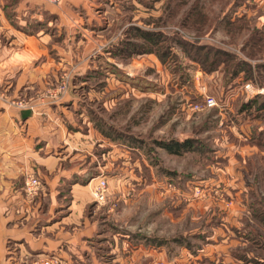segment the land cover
Masks as SVG:
<instances>
[{"label":"rangeland","instance_id":"rangeland-1","mask_svg":"<svg viewBox=\"0 0 264 264\" xmlns=\"http://www.w3.org/2000/svg\"><path fill=\"white\" fill-rule=\"evenodd\" d=\"M115 1L100 5L107 21L102 36L78 40L87 46V85L75 62L52 71L57 80L47 91L58 98L78 93L112 142L109 165L100 166L90 185L85 215L97 212L100 232L86 240L85 264H264V0ZM129 25L207 47L186 51L174 37L168 41L174 57L161 59L165 46L149 43L136 28L127 36ZM127 38L145 43L143 49H127V56L121 51ZM218 47L223 54L211 69L205 54ZM200 83L219 107L187 108L189 98L199 99ZM7 86H0V98ZM10 102L33 108L24 99ZM187 139L191 148L182 153L161 144ZM107 148L99 147L100 161ZM34 174L42 181L37 194H28L25 178L21 183L27 206L45 187ZM100 180L107 186L101 202L95 197ZM119 255L117 263L108 260ZM27 264L65 262L58 252H44Z\"/></svg>","mask_w":264,"mask_h":264},{"label":"crops","instance_id":"crops-1","mask_svg":"<svg viewBox=\"0 0 264 264\" xmlns=\"http://www.w3.org/2000/svg\"><path fill=\"white\" fill-rule=\"evenodd\" d=\"M104 1L116 2L0 0V86L8 85L6 98H0V264H27L44 252H58L65 264L74 259L85 264L86 240L100 232L97 212L86 216L85 210L93 178L101 165H109L111 138L94 125L92 109L78 93L58 98L47 91L57 80L52 71L75 62L83 69L75 74L87 85L90 64L82 58L87 46L78 40L102 36ZM95 45L102 53L101 41ZM105 61L112 63L109 57ZM14 99L33 108L11 103ZM102 145L108 151L100 161ZM33 172L43 176L45 187L27 206L21 183ZM108 260L117 263L122 257Z\"/></svg>","mask_w":264,"mask_h":264},{"label":"trees","instance_id":"trees-1","mask_svg":"<svg viewBox=\"0 0 264 264\" xmlns=\"http://www.w3.org/2000/svg\"><path fill=\"white\" fill-rule=\"evenodd\" d=\"M131 28H136L141 34H142V37L144 39H147L149 43L151 44H155L156 42V45L160 44V45H163L165 46L164 48V52L161 54V59H165L166 56H169V55H172L174 57V53L172 52L171 48H172V45H170L168 42L171 38H174V37H169V39H167V34L164 33V31H159V30H142L140 28V26H135V25H129V27L127 28V32H126V35H131ZM179 36V35H177ZM155 38H158L157 40H155ZM177 38L178 41H176L178 44H180L182 47H184L186 49V51L189 50V48H197L196 50H202L204 48H206L207 46H199L197 45L196 46V43L194 41H191V40H186V38H181L180 37H175ZM158 41V42H157ZM168 42V44L166 43ZM123 45L121 46V51H125L126 52V55L129 56L128 54V51L127 49H129V51L131 53H133V51H140L143 49V45L144 44H140V43H137L135 41H129L128 38L127 39H124L123 40ZM148 44V43H147ZM124 47V49H123ZM209 47V46H208ZM199 51V52H200ZM210 51V50H209ZM220 54H223L221 52V48L218 47L214 50V52H207L205 54V57H207L209 59V66L211 69H214L216 66L217 63H219L220 61ZM195 61V60H194ZM200 61V60H199ZM234 65V68L232 69V75H237L238 74V65L236 63L233 64ZM228 68V67H227ZM254 103L257 102V100H253ZM253 103V104H254ZM191 142L192 140L191 139H187L185 141H178V140H171V141H167V142H161L162 146H164L168 151L170 152H175V153H182L184 150H188L189 148H191Z\"/></svg>","mask_w":264,"mask_h":264},{"label":"built area","instance_id":"built-area-1","mask_svg":"<svg viewBox=\"0 0 264 264\" xmlns=\"http://www.w3.org/2000/svg\"><path fill=\"white\" fill-rule=\"evenodd\" d=\"M51 2H58L60 0H48ZM200 79V78H199ZM198 80V79H197ZM197 83V82H196ZM249 87V86H246ZM200 97L199 99L193 100L189 98L185 105L191 111H202L206 109H211L215 107H219L221 104L219 103L218 99L206 92V86L200 83L197 87ZM42 186V181L39 177H37L34 173H28L25 176V189H27L28 194L30 196H34L38 193ZM106 183L103 180H100L99 184L97 185L95 191V197L101 202L105 200L106 195Z\"/></svg>","mask_w":264,"mask_h":264}]
</instances>
